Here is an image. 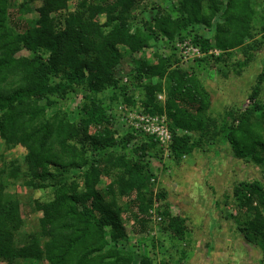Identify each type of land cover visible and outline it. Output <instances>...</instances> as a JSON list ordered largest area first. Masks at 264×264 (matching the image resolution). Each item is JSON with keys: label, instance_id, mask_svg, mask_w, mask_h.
Listing matches in <instances>:
<instances>
[{"label": "trees", "instance_id": "trees-1", "mask_svg": "<svg viewBox=\"0 0 264 264\" xmlns=\"http://www.w3.org/2000/svg\"><path fill=\"white\" fill-rule=\"evenodd\" d=\"M15 2L0 0V137L6 149L19 145L25 154L3 164L0 179L17 180L32 189L51 188L53 196L34 202L40 212L38 235L21 238L19 201L0 183V261L133 264L137 259V264H155L149 254L137 255L136 245L128 247L123 219H129L139 234L148 229L151 216H158L161 229L182 240L184 218L164 210L167 191L158 187L153 193L155 175L142 162L149 152L157 156L156 138L148 135L131 154L125 153L132 135L115 137L112 118L98 94L112 87L113 99L119 94L132 104L127 90L140 86L143 109L166 114L170 153L188 154L204 138L210 104L209 92L194 72L177 66L173 54L156 55L154 63L138 62L127 83L113 67L151 40L170 41L182 32L194 35L193 42L207 51L211 45L193 26L210 25L221 10L223 23L215 26L212 47L228 52L250 34L252 0H177L174 16L151 7L140 12L138 23L131 12L137 0H77L74 10L56 16L52 14L65 9L67 0H42L38 17L26 26L12 18ZM100 14L105 16L103 24ZM163 79L170 85L161 106L156 93ZM261 81L262 74L245 109L225 112L218 139L231 146L234 157L252 162L264 178V104L256 99ZM78 92L83 95L74 110L61 107L69 94ZM73 113L75 119L70 118ZM177 130L198 138L192 141L190 134ZM231 197L240 214L229 216L243 240L260 247L257 264H264V182L240 180Z\"/></svg>", "mask_w": 264, "mask_h": 264}, {"label": "rangeland", "instance_id": "rangeland-1", "mask_svg": "<svg viewBox=\"0 0 264 264\" xmlns=\"http://www.w3.org/2000/svg\"><path fill=\"white\" fill-rule=\"evenodd\" d=\"M177 0H137L132 14L140 18L141 11L155 7L154 12L175 15ZM42 0H16L10 8L12 18L19 21L20 26H26L27 21L38 17L36 8ZM77 0H67L65 9L53 13L56 16L66 11L74 10ZM252 14L249 19V31L242 44L228 52L220 50L214 45L216 24L223 23V17L218 12L210 25L195 24L193 28L199 32L208 44L207 51H203L200 44L193 42L194 35L178 34L173 40L160 39L150 41V45L132 54H125L120 63L113 67L115 75L122 83H127L135 64L146 60L147 63L156 62V55L173 54L178 58L177 66L192 70L199 85L209 92L210 104L206 111L204 125L207 128L204 138L185 155L175 157L170 153L172 133L168 128L166 114H151L143 109L141 87L131 86L127 94L133 99L127 104L119 94V99H113L115 89L107 87L98 96L105 104L106 113L112 118V129L115 137H125L131 133L127 154H131L134 147L150 135L156 138L157 156L147 153L142 162L147 165L149 172L154 173L155 185L153 193L158 187L166 191L165 208L170 215H180L184 218L186 233L184 238H174L169 230L163 231L160 223L151 216L148 229L142 233H135L131 221L123 219L127 245H136L137 255L149 254L155 264H257L261 258V249L245 242L236 229L235 222L229 215L239 216L235 211L231 197L232 187L240 180L260 178L261 173L252 162L234 157L231 146L221 142L218 137L220 123L227 110H243L249 104L248 95L258 76L262 74L260 91L257 100L264 104V0H252ZM105 21L104 14L99 15V23ZM21 53H25L22 51ZM213 57H212V56ZM219 56V60L214 57ZM203 57L202 60L198 58ZM156 79L153 78L152 82ZM162 90L156 93L159 104L164 105L169 82L163 79ZM81 95L69 94L68 99L60 105L68 111L75 109ZM116 96V97H117ZM73 114L70 118L75 119ZM157 117L159 122L168 130L171 138L160 134H149L143 127L141 116ZM162 120V121H161ZM152 125V124H151ZM154 128L160 126L152 125ZM209 130V131H207ZM178 134L185 131L177 130ZM191 140L198 138L195 133ZM25 149L17 145L6 149L0 137V167L13 158L22 159ZM104 179V178H103ZM106 180V179H104ZM103 180V182H105ZM6 186L11 197L18 199L21 209L23 225L19 230L21 238L28 235H38V218L40 212L35 210L34 202L46 201L52 198L53 190L32 189L22 186L20 181L0 179ZM102 185V184H101ZM103 186V185H102ZM122 198L120 201H123ZM159 203L156 202L150 210L153 212ZM150 212V213H151ZM123 217V216H122ZM138 247V248H137ZM0 264H5L0 261ZM19 264H46L42 261H21ZM133 264H137L134 259Z\"/></svg>", "mask_w": 264, "mask_h": 264}, {"label": "built area", "instance_id": "built-area-1", "mask_svg": "<svg viewBox=\"0 0 264 264\" xmlns=\"http://www.w3.org/2000/svg\"><path fill=\"white\" fill-rule=\"evenodd\" d=\"M140 120L143 121V124L146 128V131L149 134H156V136L159 137L160 134H163V136L167 139L171 138V136L168 134V130L167 128H165L158 120L157 117H150L148 115H144L140 117ZM162 121V120H161ZM157 125L160 126V130H158L159 127L154 128V126L152 127V125Z\"/></svg>", "mask_w": 264, "mask_h": 264}]
</instances>
